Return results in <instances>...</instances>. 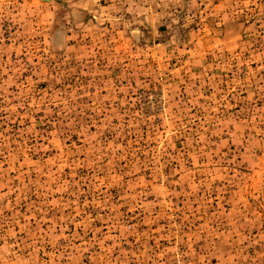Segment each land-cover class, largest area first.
I'll return each mask as SVG.
<instances>
[{
	"label": "rangeland",
	"instance_id": "374dc122",
	"mask_svg": "<svg viewBox=\"0 0 264 264\" xmlns=\"http://www.w3.org/2000/svg\"><path fill=\"white\" fill-rule=\"evenodd\" d=\"M0 264H264V0H0Z\"/></svg>",
	"mask_w": 264,
	"mask_h": 264
}]
</instances>
